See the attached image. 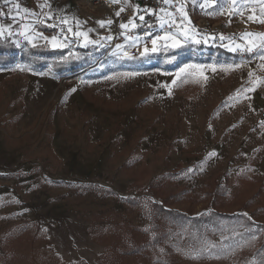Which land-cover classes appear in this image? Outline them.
Masks as SVG:
<instances>
[{"label": "rangeland", "instance_id": "374dc122", "mask_svg": "<svg viewBox=\"0 0 264 264\" xmlns=\"http://www.w3.org/2000/svg\"><path fill=\"white\" fill-rule=\"evenodd\" d=\"M189 2L192 24L203 20L207 30L180 38L186 52L168 45L136 59L115 35L82 55L61 30L71 44L61 48L65 59L79 61V72L0 70V245L21 224L46 236L20 243L11 264H95L117 227L120 235L124 225L150 228L123 199L158 203L147 188L164 174L173 172L169 188L192 194L214 178L227 179L232 195L247 185L240 174L264 179V0ZM35 29L12 42L36 46ZM217 46L238 58H218ZM206 237L190 245L175 233L152 250L154 264H232Z\"/></svg>", "mask_w": 264, "mask_h": 264}, {"label": "trees", "instance_id": "16d2710c", "mask_svg": "<svg viewBox=\"0 0 264 264\" xmlns=\"http://www.w3.org/2000/svg\"><path fill=\"white\" fill-rule=\"evenodd\" d=\"M40 30L53 32V29L44 27ZM189 48L190 45H184L174 51L178 54ZM91 50L90 47L78 48L77 52L86 55ZM214 50L218 58L223 60L238 58V53L227 52L220 46ZM67 53L66 49H51L45 45L33 47L21 43L17 46L10 38H0V70L6 71L21 65L32 72H44L50 66L53 75L59 77L79 72V61L66 60ZM172 174L173 172L154 178L147 188L158 203L147 200L144 205L142 199H123L129 208L140 211L151 226L141 229L124 225V233L127 231L129 237L124 233L120 235L118 227L114 229L109 235L108 247L95 264L161 262L152 250L178 232L185 234L190 245H194L196 239L202 240L208 235L206 242L210 245L209 251H216L218 258H230L232 264H264V179L252 180L240 174L247 185L239 194L232 195L227 179L219 183L214 178L204 183L197 194H192L185 187L169 188L168 181ZM175 206L180 208L173 210ZM197 207L200 209L197 210ZM206 209L211 210L206 212ZM198 211L201 213L198 214ZM34 227L35 225L21 224L5 235L0 245V264H11L10 261L15 259L16 250L23 241L45 240L46 236ZM116 235L121 238H115ZM223 235L226 237L221 242L214 241L215 236ZM249 256L254 262L247 263L243 260Z\"/></svg>", "mask_w": 264, "mask_h": 264}, {"label": "crops", "instance_id": "0c3cea01", "mask_svg": "<svg viewBox=\"0 0 264 264\" xmlns=\"http://www.w3.org/2000/svg\"><path fill=\"white\" fill-rule=\"evenodd\" d=\"M173 2L174 0H168L167 5H172ZM177 4L176 9L178 11L179 23L173 30L170 29L173 22L172 13L168 9L160 12V25L165 29L164 36L162 37L167 38H155L156 45L154 46L152 42H150L152 45H149V43L142 44L143 41L135 36L133 32V17L138 16L139 11L137 7L133 3H129L128 0H116L112 11L101 9L97 11L99 12L97 15H87L85 11L79 7L78 0H11L10 3H6L5 0H0V27L10 29V31H4L3 35H0V38L11 39L13 37H19L29 32L30 28L35 29L36 27L35 32L38 36L40 35V39L36 44H48L55 49H61L65 45L71 46L70 42L66 44L64 40L61 39L60 33L62 30L65 33V39L67 36L69 38H74L73 46L78 48L96 47L99 45L105 46L108 41H113L115 35H121L125 36L127 40V45H122L123 48H135L139 53L140 51L146 52V49L147 51L155 52L153 51L154 47L155 49H159L161 46L165 48L168 45L174 46L175 44H179V47L181 45L184 46L180 38H183V36H191V32L195 31V29L204 32L207 30L204 26L206 22L203 20L197 25L192 24L193 7L190 5L189 0L177 1ZM17 5H19L18 10ZM122 8L125 10L120 11ZM117 12H119V15H117ZM127 14L129 17H125ZM39 15L41 18L38 21L37 18ZM34 20L38 22L31 26L29 22ZM65 21L67 23H65ZM109 21H111V23H108ZM122 24H126L127 27L122 28ZM44 26L46 28L56 29L55 35L57 38L55 43L60 46L54 47L52 42L53 36L44 35L40 31V28ZM191 28L194 30L192 31ZM69 29H71V31H69ZM76 32L81 33V35H73V33ZM198 34H201V32ZM221 34L222 33H218L216 36L222 37L223 35ZM116 41L115 39L114 45L118 46ZM219 42L222 43L223 41L220 40ZM151 46L152 49H150ZM114 50L115 48H112L109 53L115 52Z\"/></svg>", "mask_w": 264, "mask_h": 264}, {"label": "built area", "instance_id": "2783aa9c", "mask_svg": "<svg viewBox=\"0 0 264 264\" xmlns=\"http://www.w3.org/2000/svg\"><path fill=\"white\" fill-rule=\"evenodd\" d=\"M133 3L138 11L139 15L133 17V32L144 43H149L155 38L164 36L165 29L160 25V12L168 9L173 15V22L170 27L171 30L175 29L179 23L178 12L176 9L177 1L174 0L172 5H167L164 0H129ZM86 7L89 10H107L112 11L114 7L113 0H85ZM143 17V20L140 17ZM126 17H129L127 14ZM236 37L239 33L235 34ZM118 38V37H117ZM126 45V37L120 36L117 39V43ZM126 53L132 58H139L140 53L135 48L126 49Z\"/></svg>", "mask_w": 264, "mask_h": 264}, {"label": "snow or ice", "instance_id": "6c2138e0", "mask_svg": "<svg viewBox=\"0 0 264 264\" xmlns=\"http://www.w3.org/2000/svg\"><path fill=\"white\" fill-rule=\"evenodd\" d=\"M5 2H6V3H10L11 0H5ZM113 2H116V0H113ZM164 3H168V0H164ZM18 9H19V5H17V10H18ZM124 10H125V9H123V8L120 9V11H124ZM117 15H119V12H117ZM13 18H15V17H13ZM140 19L143 20V17L141 16ZM130 22H131V21H130ZM65 23H67V22L65 21ZM108 23H111V21H109ZM133 26H135V25H133ZM121 27H122V28H126L127 25H126V24H122ZM4 31H10V29H6V28H2V27H0V35H3ZM69 31H71V29H69ZM73 35L80 36L81 33L76 32V33H73ZM166 38H167V37H160V39H166ZM55 41H56V37H52L53 46H54V47L60 46V45L56 44ZM151 42H152V44H153L154 46L156 45V39H153ZM33 47H35V44H33ZM174 47H179V44H175ZM155 50H156V49H155V47H154V48H153V51H155ZM145 51H147V49H146ZM21 70L23 71V70H25V69H21ZM212 155H215V153H212Z\"/></svg>", "mask_w": 264, "mask_h": 264}]
</instances>
